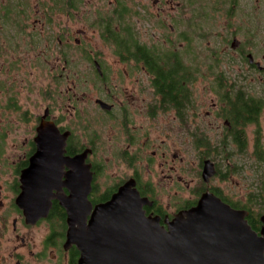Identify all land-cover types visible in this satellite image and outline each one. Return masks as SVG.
Listing matches in <instances>:
<instances>
[{"label": "flooded vegetation", "instance_id": "af4514ba", "mask_svg": "<svg viewBox=\"0 0 264 264\" xmlns=\"http://www.w3.org/2000/svg\"><path fill=\"white\" fill-rule=\"evenodd\" d=\"M214 2L0 0V264H79L82 155L92 210L127 186L167 229L210 193L262 235L264 0ZM25 186L62 200L27 216Z\"/></svg>", "mask_w": 264, "mask_h": 264}, {"label": "water", "instance_id": "95a60500", "mask_svg": "<svg viewBox=\"0 0 264 264\" xmlns=\"http://www.w3.org/2000/svg\"><path fill=\"white\" fill-rule=\"evenodd\" d=\"M75 161L79 186L62 204L69 216L68 244L78 247L79 264H264V228L258 236L242 211L214 195L205 194L166 229L157 218L146 215V201L127 186L92 210L89 167L83 155ZM57 171L49 168L48 173ZM214 174L213 165L206 163L204 179ZM51 197L62 200L57 195L35 194L25 186L19 203L27 216L36 218L41 211L47 215Z\"/></svg>", "mask_w": 264, "mask_h": 264}, {"label": "rangeland", "instance_id": "374dc122", "mask_svg": "<svg viewBox=\"0 0 264 264\" xmlns=\"http://www.w3.org/2000/svg\"><path fill=\"white\" fill-rule=\"evenodd\" d=\"M214 1L216 0H193V10L194 11H200V8L204 10V12H212L213 11V6H214ZM194 22L199 23L200 22V17H196L194 19ZM211 25V24H209ZM214 26V25H213ZM70 55L72 58L78 57V51L76 50H71ZM67 85V82H66ZM81 94V93H79ZM196 166V164H194Z\"/></svg>", "mask_w": 264, "mask_h": 264}, {"label": "trees", "instance_id": "16d2710c", "mask_svg": "<svg viewBox=\"0 0 264 264\" xmlns=\"http://www.w3.org/2000/svg\"><path fill=\"white\" fill-rule=\"evenodd\" d=\"M216 9V3L214 2L213 10ZM194 26H201L200 23L194 24Z\"/></svg>", "mask_w": 264, "mask_h": 264}]
</instances>
